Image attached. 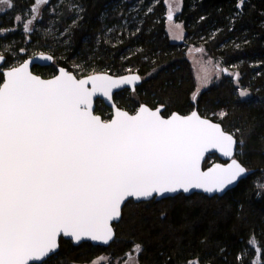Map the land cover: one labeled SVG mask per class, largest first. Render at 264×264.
<instances>
[{"label":"trees","instance_id":"obj_1","mask_svg":"<svg viewBox=\"0 0 264 264\" xmlns=\"http://www.w3.org/2000/svg\"><path fill=\"white\" fill-rule=\"evenodd\" d=\"M12 3L11 8L0 5L4 65L41 51L53 56L50 65L32 67L42 77L56 72L57 66L76 76L137 72L141 82L133 91L113 95L118 107L133 112L141 103L163 105L162 115L195 108L234 134L235 157L248 170L220 196L194 192L160 200L130 199L113 223L114 238L107 246L88 241L74 245L60 237L58 250L39 264L83 263L100 254L122 258L136 245L141 246L139 264H253L252 257L260 251L258 264H264V0H181L173 16L185 30L179 42L166 34L164 0H47L29 32L24 23L36 14L30 12L35 0ZM189 46L202 48L207 57L235 70L250 96L239 97L229 75L195 92L186 57ZM109 110L95 101V112L103 119ZM216 160L217 155L210 154L202 166ZM253 239L259 247L249 243Z\"/></svg>","mask_w":264,"mask_h":264},{"label":"snow or ice","instance_id":"obj_2","mask_svg":"<svg viewBox=\"0 0 264 264\" xmlns=\"http://www.w3.org/2000/svg\"><path fill=\"white\" fill-rule=\"evenodd\" d=\"M45 3L35 0L30 12L37 13ZM0 5L13 7L12 0H0ZM172 12L169 7L170 21ZM15 19L22 21L21 16ZM33 19L35 15L24 23L25 32L31 31ZM219 71L226 70L217 75ZM2 77L0 264L41 260L58 247L61 233L76 242L89 238L108 243L113 237L110 221L121 215L126 198L191 188L219 192L247 171L236 159L200 170L205 151L214 148L231 157L236 141L234 134L196 111L164 118L163 105L153 110L141 104L129 114L113 104L111 119L93 114L95 94L111 100L113 89L139 81L137 75L77 79L61 68L59 75L42 79L25 61ZM140 250L136 245L134 251Z\"/></svg>","mask_w":264,"mask_h":264},{"label":"water","instance_id":"obj_3","mask_svg":"<svg viewBox=\"0 0 264 264\" xmlns=\"http://www.w3.org/2000/svg\"><path fill=\"white\" fill-rule=\"evenodd\" d=\"M167 17H168V16H167ZM172 18H173V17H172ZM0 56H2V55H0ZM42 57H51V59H45V58H42ZM3 58H4V57H3ZM25 61L28 62V70H29L33 75L39 76V77H41L42 79H51L52 77H54V76H56V75H59V70H60L61 68H63L65 71L71 73V74H72L73 76H75L77 79H81V78H84V77H86V76H88V75H92V74H107V75L112 76L113 78H119V77H124V76H129V75H137V76L140 77V75H139L137 72H127V73H124V74L114 75V74H110V73H108V72H104V71L92 72V73L84 74V75H81V76H76L72 71L67 70V68H66V67H63V66H57V68H56V73H55L54 75L49 76V77H42L41 75L34 73V72L31 70V68H32L33 65L47 66V65L51 64L52 61H53V56H52L50 53H48V52H37V53H34V54H32V55L26 57V58H25L22 62H20L18 65H15V66H12V67H18L20 64L24 63ZM2 64H3V59L0 60V66H1ZM12 67L0 68V71L3 73V71H6V70H8L9 68H12ZM234 77H235V76H234ZM140 78H141V77H140ZM2 82H3V79H2ZM2 82H1V83H2ZM140 82H141V79H140L139 81H135V82H133V84H131V85H123V86H121V87H119V88L113 89L112 99H111V100H109L108 98L104 97V96H103L102 94H100V93L95 94V95L93 96V114H94V115H98V116L101 117V119H103L102 116H101L100 114L94 112V111H95V101H96V100H101V101L103 102V104H104L106 107H108V108L111 109L110 116H109V118H108V119H111V117H112V115L114 114V111H115L114 108L112 107V105L115 104V106L118 107V106L116 105V103L114 102V100H113V95H114L116 92H119V91H121V90H123V89H128V90H130V91H133L134 88H135L137 85H139ZM88 87H91V85L89 84ZM141 104H144V103H141ZM141 104H140V105H141ZM140 105H139V106H140ZM144 105H146V104H144ZM139 106H138V107H139ZM146 106L149 107L148 105H146ZM159 106H161V105H158V106H156V107H159ZM138 107H137L136 109H138ZM156 107H149V108H151V109L154 110ZM118 108L121 109V110H125V109L120 108V107H118ZM163 109H164V107L161 109V115H162V111H163ZM125 111H127V110H125ZM135 111H136V110H135ZM135 111H134V112H129V111H128V112H129V114H134ZM192 111H196L197 114H198L202 119H208V120H210L212 123L220 124L218 121H214V120H212V119H210V118H208V117L201 116L195 108H194L193 110H191L190 112L186 113V114H180V113H178V112H176V111H173V112H175V113H177L178 115H181V116H186V115H190ZM173 112H171V113H173ZM171 113H170L169 115H162V116H163L164 118H168V117L171 115ZM108 119H103V120H108ZM220 126H221V124H220ZM221 128H222V126H221ZM222 130L225 131L223 128H222ZM225 132H227V131H225ZM227 133H230V132H227ZM230 134H232V133H230ZM234 140L236 141V144L233 146V154H232L231 157L223 155V153H222L221 151H219L218 149H214V148H209L207 151H205V152H204V155L201 157V160H200V170L203 171V172H206L210 167H212L213 165H217V164L222 165V166H227L228 164L231 163V160H232V159H236V160H237V161H238V162H239V163H240V164L246 169V167H245V166H244V165H243V164H242V163H241V162L235 157V152H236V150H237V140H236V137H235V136H234ZM210 154H216L217 157H218V160H216V161L210 163V164L207 165L206 167H203L202 164H203L205 158H206L208 155H210ZM246 170H247V169H246ZM247 173H248V170H247L244 174H242L240 177H238L236 181H234V182H233L232 184H230V185H227L222 191H219V192H217V191L206 192V191H204L203 189L191 188V189H189L188 192H184L182 189H179V190H177L176 192H165V193H163V194H161V195L153 194L151 197H148V198H139V199H137V198H134V197H128V198L125 199V201L122 202V204H121V209H122L124 203L127 202V201L130 200V199H132L134 202L147 201V200H150V199H152V198H155L156 200H160V199H162V198H164V197L174 196V195H177V194H179V193H182V194H185V195H189V194H192V193H194V192L203 193V194H205V195H207V196H213V195H218V196H220V195L224 194L227 190H229V189H231L232 187H234L240 179L244 178V177L247 175ZM120 216H121V215H120ZM120 216H119L118 218L113 219L112 221H110V225H111L112 229H113V223H114V222H118L119 219H120ZM60 237H63V238H65V239H69V240H71L72 244H74V245H77V244H79L80 242H83V241H88V242H90L91 244H94V245L107 246V245L113 240V238H114V229H113V237H112L111 240L108 241V243H104V242H102V241H93V240H91V239H89V238H83V239H81L79 242H76V241H73V240L71 239V237L64 236L63 233H61V234L58 235V238H57L58 247H59V238H60ZM58 247H57L53 252H51L49 255H47L46 257L42 258L41 260H31V261L28 262V264H33V263H38V264H39V263L43 262V261L46 260L51 254L55 253V252L58 250Z\"/></svg>","mask_w":264,"mask_h":264},{"label":"rangeland","instance_id":"obj_4","mask_svg":"<svg viewBox=\"0 0 264 264\" xmlns=\"http://www.w3.org/2000/svg\"><path fill=\"white\" fill-rule=\"evenodd\" d=\"M164 4L166 6V20H165L166 34H167L170 41L179 42L180 40L183 39V36L185 34L184 27L180 21H177L174 18H172V20L170 21L167 16H168L169 7H171L173 9L172 17L180 10L181 0H164ZM43 6H44L43 4L38 6L39 10H38V13L35 14V16L39 15V13H40L39 11L41 10V8ZM176 24H180L181 29H176L175 28ZM31 26L32 25H30V27ZM177 37H180V38H177ZM198 49L200 51H197ZM39 52H41V51H39ZM0 54L4 55L3 53H0ZM186 57L190 61L192 69H193V75L195 77V82H196L195 92H197V93L200 90L207 88L211 84H215L216 82H218L223 77V75H229V76H233V77L235 76L236 77L237 72L235 70L230 69V71H229L226 68V66H224L222 64V62H220L219 59H216V58L213 59V58L207 57L206 54L204 53L203 49L200 47L189 46L186 50ZM14 61L15 62L13 64L11 63V64L7 65L6 67L18 65V63L21 62L22 60L21 59H15ZM3 63H4V61H3ZM52 63H53V61H52ZM218 70H226V71H219V75H217ZM80 72L81 71H79V70L77 71L78 75L80 74ZM205 72L208 76V83L206 85L204 84ZM234 73H236V74H234ZM235 77L233 79V82L237 86V90H236L237 95L241 98L249 97L250 96L249 90L242 88L238 83L237 79L239 77V74H237L236 78ZM242 90H246L247 94L244 96H241L240 92ZM135 110L133 109V112ZM110 112H111L110 110H109V112L105 111L104 114L106 115L107 113H109V115H110ZM108 118L105 117V119H108ZM262 183L264 186V178H263ZM251 245L255 248L259 247L257 243L251 244ZM134 248L131 249L122 258L112 259L109 257L108 254H100L89 262L74 263V264H93L94 261L96 262V264H100L101 262H110L111 264H139L137 261V258H136L137 252L134 251ZM259 250H261V249H259ZM260 257H261V251H260L259 256H253L252 259L254 261H256V264H258V262H260V260L262 259V257H261V259H260Z\"/></svg>","mask_w":264,"mask_h":264},{"label":"flooded vegetation","instance_id":"obj_5","mask_svg":"<svg viewBox=\"0 0 264 264\" xmlns=\"http://www.w3.org/2000/svg\"><path fill=\"white\" fill-rule=\"evenodd\" d=\"M0 55H2V54H0ZM2 56L4 57V55H2ZM29 56H30V55H29ZM27 57H28V56H27ZM4 58H5V57H4ZM4 58H3V61H4ZM25 58H26V57H25ZM25 58H24V59H25ZM24 59H23V60H24ZM23 60H22V61H23ZM22 61H21V62H22ZM19 63H20V62H19ZM19 63H18V64H19ZM33 66H35V65H33ZM37 66H38V65H37ZM10 67H12V66H10ZM42 67H43V66H42ZM0 68H7V67H6V65H4V63H3V64L0 66ZM56 68H57V67H56ZM31 70H32V68H31ZM55 73H56V72L52 73L50 76L54 75ZM0 74H2L1 71H0ZM47 77H48V76H47ZM0 83H1V82H0ZM109 109H110V108H109ZM110 111H111V109H110ZM94 112H95V111H94Z\"/></svg>","mask_w":264,"mask_h":264},{"label":"bare ground","instance_id":"obj_6","mask_svg":"<svg viewBox=\"0 0 264 264\" xmlns=\"http://www.w3.org/2000/svg\"><path fill=\"white\" fill-rule=\"evenodd\" d=\"M133 72V71H132ZM127 73V72H126Z\"/></svg>","mask_w":264,"mask_h":264}]
</instances>
